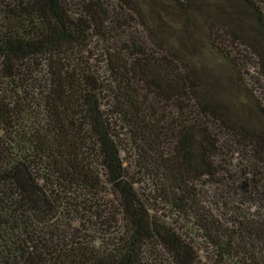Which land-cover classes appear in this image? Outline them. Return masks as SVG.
Wrapping results in <instances>:
<instances>
[{"label":"trees","instance_id":"16d2710c","mask_svg":"<svg viewBox=\"0 0 264 264\" xmlns=\"http://www.w3.org/2000/svg\"><path fill=\"white\" fill-rule=\"evenodd\" d=\"M234 1L254 36L205 44L248 102L190 13L174 40L144 0H0V264H264V0Z\"/></svg>","mask_w":264,"mask_h":264},{"label":"rangeland","instance_id":"374dc122","mask_svg":"<svg viewBox=\"0 0 264 264\" xmlns=\"http://www.w3.org/2000/svg\"><path fill=\"white\" fill-rule=\"evenodd\" d=\"M185 6H188V13H190L191 22L193 23V27L188 29V31H192L195 36V39L199 43V47L195 48V50L190 49L194 54V58L196 61L201 64H205L208 68H213L215 73H219L220 80L223 82L221 87L223 88V92L229 96H235L239 100L248 102V93L251 89V85H248V89H242L236 85L224 84L223 75L228 72L229 64L226 60L222 59L220 56L216 55L208 48V45L205 44V26L209 19L213 17H221L225 18L229 21L231 26L237 29L239 32L245 34L248 32L249 34H245L248 37H253V31H251V27L249 26V15L245 10L242 9L234 0H181ZM145 7L149 10L152 16L157 17L158 21L161 23L163 27H167L171 33L174 35L172 38L177 40L178 29L180 26L182 28V24L185 23V17L188 13H178L173 10L172 6L168 3L167 0H144ZM189 17V16H187ZM184 33V30H183ZM191 33V32H190ZM185 35V34H184ZM183 36L181 33V40H183ZM187 46V44H185ZM188 47V46H187ZM186 47V48H187ZM255 48L259 49L261 52H264V43L262 38L256 39ZM252 58L254 59V55L251 53ZM249 73L251 76H256V73L253 71L252 66L249 67ZM242 75V74H241ZM244 75V73H243ZM247 75V74H245ZM247 79V83L253 82L254 85L257 84L256 81L252 80L251 76Z\"/></svg>","mask_w":264,"mask_h":264}]
</instances>
